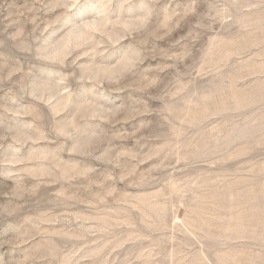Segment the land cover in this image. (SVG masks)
<instances>
[{
  "label": "rangeland",
  "instance_id": "374dc122",
  "mask_svg": "<svg viewBox=\"0 0 264 264\" xmlns=\"http://www.w3.org/2000/svg\"><path fill=\"white\" fill-rule=\"evenodd\" d=\"M0 264H264V0H0Z\"/></svg>",
  "mask_w": 264,
  "mask_h": 264
}]
</instances>
